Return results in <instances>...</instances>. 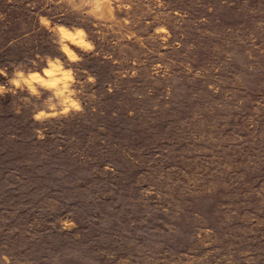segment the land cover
Masks as SVG:
<instances>
[{
	"label": "rangeland",
	"instance_id": "374dc122",
	"mask_svg": "<svg viewBox=\"0 0 264 264\" xmlns=\"http://www.w3.org/2000/svg\"><path fill=\"white\" fill-rule=\"evenodd\" d=\"M0 38L9 77L58 57L85 107L0 161V264H264V0H0Z\"/></svg>",
	"mask_w": 264,
	"mask_h": 264
},
{
	"label": "clouds",
	"instance_id": "9594fccd",
	"mask_svg": "<svg viewBox=\"0 0 264 264\" xmlns=\"http://www.w3.org/2000/svg\"><path fill=\"white\" fill-rule=\"evenodd\" d=\"M49 21L45 20L44 24ZM61 34V48L60 50L65 54L67 60L72 63H79L82 57L70 47L79 48L85 52H94L96 45L94 42L87 38V33L83 29H77L72 32L68 26L59 25L56 29ZM46 66L38 71L25 72L23 69H12V75L9 77L4 69H0V75L6 77L5 83H0V96L11 93L17 96L19 93H27V97H41L42 90L49 93L46 97L48 101L46 107H39L38 110H32V118L40 126L33 129L35 138L39 140L46 139L47 121L63 116L64 119L68 118V114L75 111L77 114L85 111L82 102L76 98L77 89L74 87L75 74L72 68L65 67L60 58L49 57L46 60ZM87 80L91 85H95L96 78L94 75L87 76ZM23 104L16 106L15 112L20 114L24 109ZM76 227L73 220L69 224L65 220L64 225L59 229L60 231L71 230Z\"/></svg>",
	"mask_w": 264,
	"mask_h": 264
},
{
	"label": "trees",
	"instance_id": "16d2710c",
	"mask_svg": "<svg viewBox=\"0 0 264 264\" xmlns=\"http://www.w3.org/2000/svg\"><path fill=\"white\" fill-rule=\"evenodd\" d=\"M1 40V38H0ZM5 40V44H7ZM6 46V45H5ZM10 93L0 96V142H6V145L0 144V161H5L4 163H10V168H13V165L23 164V157H19V154L25 152L26 143L22 135L23 130L26 128H33L32 124L36 121L33 118H28L27 121H23L16 118V115L12 111L5 110L4 106L6 104L7 98H9ZM16 125V126H15ZM11 136V138H9ZM35 136H32L31 139H34ZM25 144V145H24ZM3 163V162H2Z\"/></svg>",
	"mask_w": 264,
	"mask_h": 264
}]
</instances>
